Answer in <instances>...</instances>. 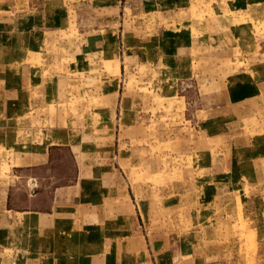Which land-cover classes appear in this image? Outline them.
I'll return each mask as SVG.
<instances>
[{"label": "rangeland", "instance_id": "374dc122", "mask_svg": "<svg viewBox=\"0 0 264 264\" xmlns=\"http://www.w3.org/2000/svg\"><path fill=\"white\" fill-rule=\"evenodd\" d=\"M3 39L14 58L29 55L18 41L34 39L53 42L39 56L63 66L90 55L75 97L21 122L8 155L38 147L55 116L75 119L78 105L115 89L123 126H141L138 140L125 128L115 138L139 257L178 248L175 264L200 253L206 264H264V0H0ZM52 161L38 171L42 188L72 184L68 151Z\"/></svg>", "mask_w": 264, "mask_h": 264}, {"label": "crops", "instance_id": "0c3cea01", "mask_svg": "<svg viewBox=\"0 0 264 264\" xmlns=\"http://www.w3.org/2000/svg\"><path fill=\"white\" fill-rule=\"evenodd\" d=\"M2 36L6 39L5 33ZM5 39L0 44V264L181 262L184 253L178 248L176 254H161L159 261L139 257L144 253L143 237L136 227L139 218L130 215L135 213L134 205L115 167L121 158L116 153L115 138L125 128L138 140L141 126L137 118L131 119L129 127L123 126L126 117L118 118L115 89L100 93V104L78 105L75 119L69 117L59 123L55 116V125L43 130V142L38 147L13 150V155H8L10 139L24 127L21 122L75 97V87L89 77L90 55L85 51L74 54L72 63L63 66L46 50L39 56L42 47L47 49L53 42L34 39L18 41V47L13 48H26L29 55L14 58L11 41ZM16 64L18 72L11 70ZM86 93L91 97L95 92ZM86 93L80 92L78 99ZM64 150L78 166L77 178L72 184L42 188L38 171H50L54 152ZM25 193L29 198L22 203L19 197ZM193 262L206 264L201 253L195 254Z\"/></svg>", "mask_w": 264, "mask_h": 264}]
</instances>
